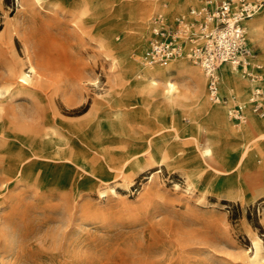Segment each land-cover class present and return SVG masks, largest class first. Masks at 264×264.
<instances>
[{
  "label": "rangeland",
  "instance_id": "obj_1",
  "mask_svg": "<svg viewBox=\"0 0 264 264\" xmlns=\"http://www.w3.org/2000/svg\"><path fill=\"white\" fill-rule=\"evenodd\" d=\"M126 2L148 8L143 20L149 27L190 19L189 10L204 0H95L81 16H71V0H0V87L20 68L29 74L30 92L4 101L6 126L20 132L38 112L50 113L84 154L59 160L32 154L15 137L4 135L11 144L0 140V264H264V159L259 163L257 156V149L264 153V136L250 140L247 170L240 149L253 132L233 131L206 111L196 112L202 125L191 126L190 93L185 109L159 111L155 103L139 102L124 115L115 112L132 76L124 73L126 53L109 48L106 37L111 33L120 45L124 31L134 32ZM263 12L264 5L247 20ZM250 32L264 70V34ZM172 61L199 71L204 87L199 64ZM220 72L223 101L207 95L210 105L225 106L233 127L234 114H252L264 131V105L252 109L248 93L222 85ZM169 73L175 74L173 66ZM158 128L145 158L146 136ZM253 236L262 245L256 258Z\"/></svg>",
  "mask_w": 264,
  "mask_h": 264
},
{
  "label": "bare ground",
  "instance_id": "obj_2",
  "mask_svg": "<svg viewBox=\"0 0 264 264\" xmlns=\"http://www.w3.org/2000/svg\"><path fill=\"white\" fill-rule=\"evenodd\" d=\"M36 1H39V0H36ZM71 1H72V4L69 7V12L71 16L72 15L81 16L83 15V10H86V8H89L91 5H93L95 0H71ZM139 2L138 3H135V2L125 3L126 12L128 13V15H130L133 18L132 26L134 27V32L126 33L124 31L123 42L120 45L114 43V41L111 38V33L109 34L110 39L109 37H106L108 38L107 42H108L109 48H111L112 50H122L126 53V55H124L126 58V66L124 69V73L127 71L128 72L130 71L131 73L130 77L132 76V78L128 82L126 94L119 96V98L116 101V103H118L117 104L118 106L115 112L117 114L124 115L127 112H131L130 107H129L130 105L135 106L139 102L143 103L144 106L146 104L155 103L153 105H155L157 107V110L159 111H163L164 108L176 109V107H181L182 109H185L184 107H187L188 103L184 101V99L188 96V93H190L191 102H193L192 104L193 110H190V113H188L189 111H187L186 115L188 117V120L191 126H201L202 121L198 120L199 114H196V112L200 111L203 113L206 111L207 116L209 118L213 119L215 122H218V123L221 122L224 125L229 124L231 128H233L232 129L233 131H235L236 129L237 132H240L241 130H244L245 132H253V135H251V137L246 140L244 145L242 144L243 146L240 149V157H239V161L241 159L246 161L247 170H252V168H250L252 167L250 164L251 153L248 151L250 140L259 139L264 136V131H258L257 123L252 114H248L247 112H246L247 115H244V116L242 114H234L235 116H237V118L234 123L236 126L233 127L232 125L233 123L227 121L226 118L224 117L225 115H224L223 107L225 106H223L222 104L215 105L218 103H215L214 104L215 106L210 105L207 99V95L209 99H211V97L206 88V76H205V71L202 65L199 64L198 68L202 70V73L205 79V85H204L205 89L203 87V84L201 85V82H203V78L201 76L200 77L198 76L199 71H197L195 68L187 67L183 61H178L175 64L173 63V61H171L170 62L171 67L167 66L170 63H168L167 65L148 63L143 59V56H142L143 50H144L143 46H142L141 53H139V55L137 56V48L139 45V39L141 38V36H143L144 38L146 34L148 33L146 31L148 30L150 31V29L153 27V26H149V27L145 26L146 22L143 20V18L146 16L145 12L148 10V8L140 5ZM153 7H156L155 3L151 4L152 10H154ZM244 24L247 29V32L249 30L251 31L250 33H260L261 32L262 34H264V12L249 20H246ZM143 40L144 39H142V42ZM172 66H173V70L175 71V74L169 73V70L170 68H172ZM29 70L34 71V68L30 65ZM221 70H222V82H221L222 85L227 84V83L233 84L239 91L248 93L247 98L248 100H250L251 93L255 87L254 81L237 75L234 72L232 66L228 63H223L221 65ZM72 72L73 71H71V73ZM9 80H11L10 84L4 86L3 88L0 87V140H2L3 142H7L9 144L13 143V140L7 139L6 137H4V135H7L11 138L15 137L17 139V142L19 143H23V144H26L27 146H30L31 150L33 151L32 154H36L40 156L56 155L59 158V160L65 157H68L70 159L74 157V158H79L83 160L84 154H83L82 145L80 144L81 145L80 151L76 152L73 148L74 147L73 144L77 143V140L72 139L68 135H66L65 132L68 130L67 127H64L66 125L62 124L61 120L59 119L57 120V118L51 115L50 113L38 112L37 114L33 116V121L28 126V128L25 130L24 128L20 129V132H15L13 130H10L6 126L5 112H4L6 105L4 101L8 99H12L18 93H26V94L30 93L29 90L28 91L25 90L27 88V86H25L26 85L25 83L29 81V74H27L24 70L20 68L14 69L13 74L9 75ZM51 102H55L54 97L51 98ZM261 102L264 105V96ZM226 111L229 115V111L227 110V108H226ZM262 117H264V111L262 113ZM230 118L232 119V117ZM69 130L73 134L77 135L76 129H72V130L69 129ZM159 132H160V128L154 130L153 132H151L150 134L146 136V142L148 145L144 149L145 158H149L151 156L150 145H151V138L153 136L152 134L159 133ZM77 138L81 142H83V139L81 136L77 135L76 139ZM201 146L203 147V152L205 153L209 152V148H210L209 145H207L206 143H203L201 144ZM66 154L68 155L66 156ZM257 154H258L257 156H258V160L260 163L262 158L264 159V153L257 149ZM5 163L7 164V162ZM257 171H259V168H256V172ZM252 177H255V176H252ZM151 178H152V175H151ZM102 194H105L104 191H101V195ZM251 240H252V246L254 248L253 257L256 258L259 251L262 249V245H261V242L258 236H253Z\"/></svg>",
  "mask_w": 264,
  "mask_h": 264
},
{
  "label": "built area",
  "instance_id": "obj_3",
  "mask_svg": "<svg viewBox=\"0 0 264 264\" xmlns=\"http://www.w3.org/2000/svg\"><path fill=\"white\" fill-rule=\"evenodd\" d=\"M263 5L264 0H204L200 8L189 10L192 18L178 16L171 24L174 26L154 25L143 59L151 64L167 65L174 59L187 58L202 65L208 93L217 102L223 101L219 94L221 65L228 63L242 77L257 81L250 102L252 109L261 111L264 89L258 81L263 80V64L256 59V51L248 42L244 22Z\"/></svg>",
  "mask_w": 264,
  "mask_h": 264
}]
</instances>
